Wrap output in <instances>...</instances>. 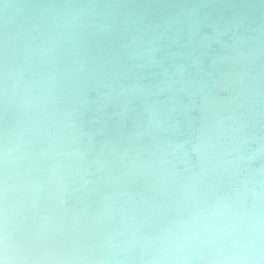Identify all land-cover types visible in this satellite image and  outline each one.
<instances>
[{
  "label": "clouds",
  "instance_id": "9594fccd",
  "mask_svg": "<svg viewBox=\"0 0 264 264\" xmlns=\"http://www.w3.org/2000/svg\"><path fill=\"white\" fill-rule=\"evenodd\" d=\"M258 48L264 55V23ZM38 85V96L17 89L12 97L23 127L10 133L6 123L0 131V264H264V125L257 133L234 98L212 104L198 126L186 134L176 130L177 139L151 149L129 142L116 184L139 186L141 193L97 190L78 208L92 183L81 114L65 102L60 74L44 72ZM9 102L6 87V111ZM57 114L68 119L49 136L47 119ZM28 157L35 178L27 190L46 200L48 210L14 233L17 213L7 206L3 174ZM70 200L77 202L72 209ZM84 232L99 242L96 258H65L41 242L47 234Z\"/></svg>",
  "mask_w": 264,
  "mask_h": 264
},
{
  "label": "water",
  "instance_id": "95a60500",
  "mask_svg": "<svg viewBox=\"0 0 264 264\" xmlns=\"http://www.w3.org/2000/svg\"><path fill=\"white\" fill-rule=\"evenodd\" d=\"M262 23L264 0H0V131L6 123L10 133L23 127L12 103L16 90L38 96L40 75L55 71L65 102L81 114L82 131L97 122L85 123L89 114L104 120V157L97 150L88 160L95 144L83 134L92 182L83 207L97 190L124 191L116 174L129 142L151 149L177 139L176 130L186 134L198 126L187 112L198 113L204 100L227 94V86L214 81L250 66L260 52ZM62 119L68 116L49 115L47 135H58ZM118 146L124 151L115 152ZM33 168L30 157L21 158L3 174L5 188L29 183ZM100 251L92 237L62 256L92 259Z\"/></svg>",
  "mask_w": 264,
  "mask_h": 264
},
{
  "label": "bare ground",
  "instance_id": "6f19581e",
  "mask_svg": "<svg viewBox=\"0 0 264 264\" xmlns=\"http://www.w3.org/2000/svg\"><path fill=\"white\" fill-rule=\"evenodd\" d=\"M262 58H264V55L259 52L256 56L251 58L250 66L246 63L244 66H239L237 70H233L230 74L221 75L217 80H215L214 82L217 84L227 86V94L222 95L218 99L208 98L204 100L202 108L198 113L187 112L188 115L191 116L189 119H193L198 125L201 114L212 104L218 102L222 98H227L229 100H233L234 98L233 102L240 106V111L247 114L254 126V130L259 133L261 125H264V119H262V115H264V61L261 62ZM97 95V93L91 94L88 97V101L91 102L95 100ZM99 115L100 114L91 113L85 118V123L97 120V122L88 125L82 131L83 134L91 136L90 141L95 144V148L92 149V155L90 158L88 157V160L93 159L97 150L100 152L102 157L105 156V154H102V150L104 148L102 143L105 140L104 135H102L104 120H98ZM97 133L101 134L96 135ZM93 135H95L94 138H92ZM124 149L125 148L123 146H118L114 151L119 153L123 152ZM225 159L228 160L231 158L225 157ZM28 184L29 183H25L19 186L16 184L5 188L7 206L17 213L13 217L10 226V230L14 233L17 228H31L36 223L37 218L48 210L46 200L37 201L34 199L33 194L28 192ZM132 189H135L134 186H132V188L128 187L125 190L131 193H137ZM124 197L126 196H121V199ZM141 198L142 196L140 194L135 196V199L137 200H141ZM82 200L84 201L83 197ZM76 203L77 202L75 200H70L68 205L69 209H72L73 205ZM83 204L84 202L79 203L78 208L83 207ZM92 207L94 208L95 206ZM92 237L93 236L87 232L80 233L79 235L53 233L42 236L41 242L51 246L52 250L57 255L62 256ZM101 254L102 249L99 255Z\"/></svg>",
  "mask_w": 264,
  "mask_h": 264
}]
</instances>
